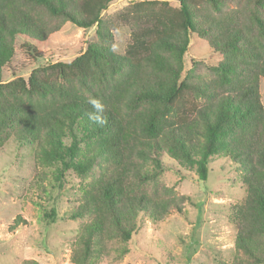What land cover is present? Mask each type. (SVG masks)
<instances>
[{
    "label": "trees",
    "instance_id": "trees-1",
    "mask_svg": "<svg viewBox=\"0 0 264 264\" xmlns=\"http://www.w3.org/2000/svg\"><path fill=\"white\" fill-rule=\"evenodd\" d=\"M113 1L0 0V148L11 139L34 143L37 164L54 167L55 181L69 169L86 178L98 165L81 187L75 215L90 219L72 249L73 264H97L109 253L105 240L114 239L121 259L143 216L160 221L184 212L188 196L165 185L144 187L164 169V151L195 167L203 181L213 156L228 158L240 168L246 192L231 208V264H264V0H178L177 6L130 0L114 18L104 17ZM66 22L94 27L96 39L70 62L3 81L17 38L38 56L35 42ZM120 25L130 28V41L114 54ZM192 34L225 55L210 80L184 76ZM88 96L104 102L105 126L87 119ZM145 152L152 168L141 159ZM20 223L18 216L12 228Z\"/></svg>",
    "mask_w": 264,
    "mask_h": 264
},
{
    "label": "rangeland",
    "instance_id": "rangeland-1",
    "mask_svg": "<svg viewBox=\"0 0 264 264\" xmlns=\"http://www.w3.org/2000/svg\"><path fill=\"white\" fill-rule=\"evenodd\" d=\"M168 1L178 5V0ZM129 2L114 0L104 17L114 18ZM114 33L115 46L119 53H124L130 41V28L120 25ZM95 39L94 27L83 29L66 22L45 41L35 42L37 56L27 48L24 39L17 38L15 55L2 69L3 81L28 79L34 69L48 63L70 62ZM224 58L223 53L210 47L206 38L192 34L184 56V76L193 81L210 80L215 76L214 68ZM260 91L264 102V77ZM35 147L34 143L11 139L0 148V264H17L25 259L39 264H73L72 249L90 219L86 213L75 215L81 187L99 167L96 165L86 178L69 169L55 181L51 174L54 167L42 169L37 164ZM141 159L149 168L153 167L152 157L146 152ZM161 160L164 169L144 187L154 191L165 185L188 196L184 212H172L160 221L143 216L126 243L129 251L119 259L115 249L120 242L105 240L109 253L97 264H231L236 236L231 208L246 194L240 168L230 159L215 155L209 164V177L203 181L195 167L183 164L169 152L164 151ZM41 171L46 173L43 180L38 175ZM18 216L25 223L12 228Z\"/></svg>",
    "mask_w": 264,
    "mask_h": 264
},
{
    "label": "clouds",
    "instance_id": "clouds-1",
    "mask_svg": "<svg viewBox=\"0 0 264 264\" xmlns=\"http://www.w3.org/2000/svg\"><path fill=\"white\" fill-rule=\"evenodd\" d=\"M111 51L114 54L118 53V49L116 46H113L111 48ZM86 103L91 107V111L86 113L87 119L94 125H99L101 127L105 126L108 121L105 115L106 106L104 102L98 97L88 96L86 98Z\"/></svg>",
    "mask_w": 264,
    "mask_h": 264
}]
</instances>
